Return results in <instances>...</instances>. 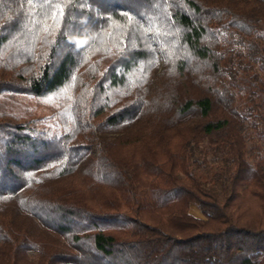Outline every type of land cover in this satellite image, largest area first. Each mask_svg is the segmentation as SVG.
Here are the masks:
<instances>
[{
    "label": "trees",
    "instance_id": "16d2710c",
    "mask_svg": "<svg viewBox=\"0 0 264 264\" xmlns=\"http://www.w3.org/2000/svg\"><path fill=\"white\" fill-rule=\"evenodd\" d=\"M0 264H264V0H0Z\"/></svg>",
    "mask_w": 264,
    "mask_h": 264
},
{
    "label": "rangeland",
    "instance_id": "374dc122",
    "mask_svg": "<svg viewBox=\"0 0 264 264\" xmlns=\"http://www.w3.org/2000/svg\"><path fill=\"white\" fill-rule=\"evenodd\" d=\"M28 103L32 105V103H35V101L29 100ZM190 212L192 215H194L197 218L203 219V216L201 215L200 211L195 206H191Z\"/></svg>",
    "mask_w": 264,
    "mask_h": 264
}]
</instances>
